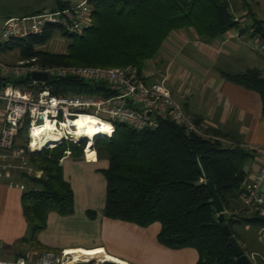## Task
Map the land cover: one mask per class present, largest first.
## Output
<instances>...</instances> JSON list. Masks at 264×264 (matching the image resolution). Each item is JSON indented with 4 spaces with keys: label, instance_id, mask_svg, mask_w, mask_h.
<instances>
[{
    "label": "trees",
    "instance_id": "1",
    "mask_svg": "<svg viewBox=\"0 0 264 264\" xmlns=\"http://www.w3.org/2000/svg\"><path fill=\"white\" fill-rule=\"evenodd\" d=\"M239 1L245 8L251 0ZM86 4L91 24L82 33L69 34L49 26L40 35L12 41L4 48L16 51L18 60L37 58L48 66L97 69L131 66L141 74L171 32L191 29L198 40L207 42L237 28L227 0H87ZM68 6L58 2L55 9ZM252 27L264 35L259 22H254ZM55 34L70 40L65 53L39 49ZM220 76L256 93L264 118V78L257 70L234 75L220 72ZM4 83L8 82L0 77V88ZM76 84L68 81L62 85ZM113 131L109 139L93 144L96 154L105 155L108 161L107 168L99 171L105 182L102 216L141 229L158 223V244L172 250H195V264H237L209 203L211 197L205 182H211L223 210L229 211L230 201L241 193L245 180L243 168L253 152L238 145L200 139L167 120H162L154 131H137L120 125ZM206 131L225 140L219 133ZM82 147L61 143L51 150L27 154L28 164L42 176L35 179L19 175L26 182L20 205L28 228V238L21 243L47 251L36 241L46 227L47 214L54 212L65 217L73 213V193L63 179L60 160L65 150L73 159L81 158ZM249 222L259 227L264 225L255 214H251ZM224 223L237 240L230 227L232 221L225 215Z\"/></svg>",
    "mask_w": 264,
    "mask_h": 264
},
{
    "label": "crops",
    "instance_id": "2",
    "mask_svg": "<svg viewBox=\"0 0 264 264\" xmlns=\"http://www.w3.org/2000/svg\"><path fill=\"white\" fill-rule=\"evenodd\" d=\"M79 0H0V27L5 20L53 10L58 2L73 5ZM231 15L244 16L243 26L251 27L259 22L264 32V0H251L243 7L239 0H227ZM46 5H50L47 6ZM237 28L229 29L221 36L202 42L191 29L171 32L163 42L160 52L146 64L143 74L158 77L182 111L199 125L225 137L223 144L238 145L253 152L252 158L243 168L248 181L256 171L264 155V118L261 115L259 96L225 81L220 72L240 74L246 70H257L264 78V56L252 50L247 44L246 31L241 38L235 36ZM0 59L5 64H14L16 51L0 48ZM12 60L13 63L10 61ZM11 62V63H10ZM152 64L156 73L146 70ZM152 67V66H151ZM156 80V79H155ZM96 154V152H95ZM95 161L66 157L61 160L62 176L73 193V216L76 211H98L105 203V182L100 170L108 166L105 155H95ZM20 181L0 184V261H11L22 255L18 240L25 233V221L21 213L20 197L24 189ZM230 210L225 217L232 221L231 230L237 237L242 252L253 264H264V242L260 241L259 225L249 222L251 213L240 198L230 201ZM102 211V210H101ZM70 217V215H69ZM66 217L49 212L45 230L37 236V242L47 251L59 249H85L71 244L56 245L49 239L47 231ZM110 221V220H109ZM114 226L127 232L133 251L125 257L107 254L101 246L98 249L109 257L124 264H195L197 253L191 248L167 249L158 244L156 236L160 225L153 223L146 228L115 221ZM128 245L129 247H131Z\"/></svg>",
    "mask_w": 264,
    "mask_h": 264
},
{
    "label": "built area",
    "instance_id": "3",
    "mask_svg": "<svg viewBox=\"0 0 264 264\" xmlns=\"http://www.w3.org/2000/svg\"><path fill=\"white\" fill-rule=\"evenodd\" d=\"M86 1L5 20L0 27V48L12 41L40 35L49 26L69 34L82 33L91 24ZM244 16L232 19L238 30L235 36L241 38V31H246L244 40L249 47L264 56V35L252 26H243ZM33 74L45 75L46 80H32ZM0 77L8 82L0 88V184L11 186L10 180L15 174L40 178L41 172L28 164L27 154L51 150L61 143L83 145L81 158L95 161L94 142L109 139L117 125L137 131H154L162 120H167L200 139L226 142L188 117L171 97L164 80H149L131 66L98 69L48 66L37 58H29L14 64L0 61ZM68 81L77 84L62 85ZM14 82L18 84H12ZM89 118L95 119L91 125L97 129L106 125L107 133L94 137L85 133L88 138L80 136L76 124ZM45 123L50 127L49 131L33 135ZM46 138L51 140L42 143ZM66 157H70L68 150L64 151L62 159ZM240 189L241 203L264 222V155L253 176L244 180ZM259 236L264 242V225L259 227ZM75 250L27 251L14 260L0 261V264H104L96 258L75 253ZM249 260L253 264L252 259Z\"/></svg>",
    "mask_w": 264,
    "mask_h": 264
},
{
    "label": "rangeland",
    "instance_id": "4",
    "mask_svg": "<svg viewBox=\"0 0 264 264\" xmlns=\"http://www.w3.org/2000/svg\"><path fill=\"white\" fill-rule=\"evenodd\" d=\"M47 6L50 5H46V7ZM69 43L70 40L68 38L60 36L59 34H55L50 41L39 47V49L48 53L62 54L65 53L66 47L69 45ZM0 61L3 62L1 59ZM10 61L13 63L12 60ZM154 68L157 67L149 64L146 67V70L151 73H156V69L154 70ZM151 79L158 80V77L154 74V77H151ZM19 139L23 140L22 137ZM67 143L72 144L71 142ZM15 175L10 180L12 183L17 181H21L23 184L26 183L22 178H20L19 175ZM101 210L86 212L76 211L73 216L70 215V217L68 216V218H63L60 220L56 226L47 231L45 236L47 235L49 239L56 245L71 244L73 246H79L85 249L101 246L107 254L111 253L114 256L120 258L125 257V255H129V253L133 251V245L127 243L128 240L130 241L127 232L121 230L117 226H114L111 223L113 220L109 221V219L104 218L101 214ZM87 213H93V218H89ZM25 227L26 228L23 237H21V239H19L17 242L20 251H22V253L27 251H35L38 253L41 252L33 247H30L28 243H21L22 239L26 240L28 238V228L26 223Z\"/></svg>",
    "mask_w": 264,
    "mask_h": 264
},
{
    "label": "water",
    "instance_id": "5",
    "mask_svg": "<svg viewBox=\"0 0 264 264\" xmlns=\"http://www.w3.org/2000/svg\"><path fill=\"white\" fill-rule=\"evenodd\" d=\"M31 79L36 81H45L46 76L33 74L31 75ZM205 186L211 197V201L209 203L213 206L214 211L217 215V223L222 225L221 231L227 237V246L230 247L231 252L236 258L237 264H252L249 258L242 252L237 240L234 238V236L231 235L228 225L224 223V210L217 196L215 195L213 185L211 184V182L206 181Z\"/></svg>",
    "mask_w": 264,
    "mask_h": 264
},
{
    "label": "bare ground",
    "instance_id": "6",
    "mask_svg": "<svg viewBox=\"0 0 264 264\" xmlns=\"http://www.w3.org/2000/svg\"><path fill=\"white\" fill-rule=\"evenodd\" d=\"M95 119L93 118H89V119H85V121H79L77 122V126L76 129L77 131L80 132V136H84L85 138L87 137V134L85 135V133H90V135L94 136H99L103 133V135H105V133H107L108 131V127L106 125H103L102 129H97L96 127H93L91 124L94 123ZM92 122V123H91ZM50 127L48 126L47 123L43 124V126H41V128H39L38 130H36L35 132H33V135H37L40 133H46V131H49ZM51 139L46 138L43 141H41L42 143H46L47 141H49ZM73 250V249H72ZM75 253H80L82 255L88 256V257H92L93 259L96 258L98 261L103 262L104 264H124L122 262H120L119 260L109 257L108 255L102 253L100 250L98 249H90V250H86V249H77L74 251ZM73 253V252H70Z\"/></svg>",
    "mask_w": 264,
    "mask_h": 264
}]
</instances>
